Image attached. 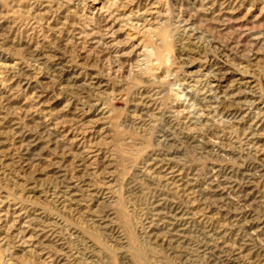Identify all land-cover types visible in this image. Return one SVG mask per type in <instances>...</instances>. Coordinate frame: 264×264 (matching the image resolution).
Masks as SVG:
<instances>
[{
  "label": "rangeland",
  "instance_id": "rangeland-1",
  "mask_svg": "<svg viewBox=\"0 0 264 264\" xmlns=\"http://www.w3.org/2000/svg\"><path fill=\"white\" fill-rule=\"evenodd\" d=\"M0 264H264V0H0Z\"/></svg>",
  "mask_w": 264,
  "mask_h": 264
},
{
  "label": "bare ground",
  "instance_id": "bare-ground-1",
  "mask_svg": "<svg viewBox=\"0 0 264 264\" xmlns=\"http://www.w3.org/2000/svg\"><path fill=\"white\" fill-rule=\"evenodd\" d=\"M156 4V3H155ZM221 70V69H220ZM215 187V186H214Z\"/></svg>",
  "mask_w": 264,
  "mask_h": 264
}]
</instances>
